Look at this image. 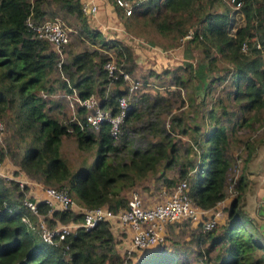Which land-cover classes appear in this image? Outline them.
I'll return each mask as SVG.
<instances>
[{"label": "trees", "instance_id": "16d2710c", "mask_svg": "<svg viewBox=\"0 0 264 264\" xmlns=\"http://www.w3.org/2000/svg\"><path fill=\"white\" fill-rule=\"evenodd\" d=\"M53 1L57 8L45 6V0H0V120L20 144L25 143L16 159L18 167L46 185L66 187L78 204L117 211L128 201L120 190L157 174L161 164L167 170L177 166L174 175L168 176L165 171L156 178L162 177V183L170 188L185 180L184 191L195 206L215 207L227 194L228 174L236 160L227 154L230 139L236 132L254 130L258 122H264V0H142L129 15H124L115 0H107L127 33L142 36V30L155 29L178 40L191 31L186 38L189 55L185 58L191 57L192 48L201 52L199 73H194L190 62L185 64L191 68L189 78L194 81L188 102L181 94L182 88L187 89L186 80H173L174 88L161 87L178 103L179 112L169 116L167 126L162 114L169 113L171 102L159 88L152 101L145 95L129 99L130 108L117 137L111 134L108 122H102L96 131L84 123L83 117L82 126L74 120L62 122L49 113L51 105L47 106L40 92L55 88L49 81L70 91L65 76L81 97L96 93L101 103L115 112L118 97L127 93V86H119L124 83L119 76L110 87L112 81L104 63L112 50L116 61L124 63L121 67L133 75V48L121 39L106 38L91 25L81 0ZM215 4L221 10H213ZM60 11L74 15L78 34L87 43L79 52H66L63 60L26 24L29 16L40 21ZM242 42H246V50ZM54 73L56 78H52ZM150 74L159 75L153 71ZM226 80L231 90L225 96L213 97L216 81ZM143 81L148 85L146 76ZM83 111L77 106V112ZM136 134L138 137H133ZM63 135L72 136L82 150L94 149V158L72 171L59 153ZM184 135H189L190 143L184 145L186 158H179ZM138 140L144 143L139 146ZM245 146L247 157L234 181L237 194L226 206L225 220L211 228L205 229L201 223L190 227L193 237L208 242L199 250L196 264H264V241L253 236L258 232L245 226L252 220L241 204L248 183L249 151L255 148L253 140H247ZM7 151L0 146V162ZM11 153L15 154L14 149ZM27 192V185L0 176V264H123L107 220L90 230L79 229L57 244L45 242L20 218L27 214L35 219L23 203ZM37 209L45 212V203L37 201ZM81 217L70 208L56 209L46 222L52 225ZM173 223L177 227L191 224L188 220L169 224ZM177 261L175 250L155 248L128 264Z\"/></svg>", "mask_w": 264, "mask_h": 264}, {"label": "rangeland", "instance_id": "374dc122", "mask_svg": "<svg viewBox=\"0 0 264 264\" xmlns=\"http://www.w3.org/2000/svg\"><path fill=\"white\" fill-rule=\"evenodd\" d=\"M104 2V8H109L110 12H106L104 17L101 19H104V31H108L106 35H113L116 37L117 33L112 32L116 30V26L113 24L121 25L120 18L118 15L113 13L114 7L109 3L107 0H103ZM82 4V2H81ZM45 6H49L50 8H57V4L53 0H45ZM98 10L100 9L101 4H98ZM221 6L215 4L213 10H221ZM47 10V9H46ZM48 14H51L52 12L48 11ZM69 14L67 11H63V13ZM56 15L44 17L43 19L53 18L55 16L59 17L65 24H67L69 27L72 28V31L70 33L69 42L61 47V52H79L82 48H84L87 43L83 42V39L79 36V24L77 23L76 19L74 18V15H64L62 11L55 12ZM41 19V20H43ZM89 23L91 25L100 26V24L95 23V17L88 16ZM119 19V20H118ZM40 20V21H41ZM112 26V27H110ZM118 28V27H117ZM120 29V28H118ZM143 35H137L136 37L143 40V42L136 43L135 40L130 44V46L133 48V52L135 55V62L136 66L133 72V77L141 78L143 79V76H146L148 78V82L144 87L140 88L138 91H134L130 95V99L139 98L141 95L146 96L147 100L153 99V97H156L157 89L161 87L170 86L173 87L174 84L173 80L177 78H181L182 80H186L188 82L187 89L182 88L181 94L185 96L186 101L188 102V95L190 94V90L192 89L191 83L192 81L190 76L191 68L189 66H186V62H190L191 66L193 68L194 73H199V67H197V62L200 59V54L198 50H194L193 48L191 51L193 53L191 54V57H187L186 54L189 53L187 50V47L189 44L186 42V38L183 36L181 38H178V40H174L173 38L169 36H164L163 34H160L155 29H148V30H142ZM51 47L56 51L55 47L49 43ZM90 46V45H88ZM110 52V56H112L115 60L117 58L116 54L110 50L108 51V54ZM189 55V54H187ZM66 57V56H65ZM64 57V58H65ZM193 63V64H192ZM124 64V63H122ZM226 64V63H225ZM183 66H186V68L183 69ZM195 68V69H194ZM165 70L168 72L166 73ZM153 72L158 73L159 75L150 74ZM170 71V72H169ZM166 73V74H165ZM57 73H54V76L52 75V78H56ZM174 76V79H173ZM48 83L53 84L55 87L52 90L48 91H42L40 94H42L46 100H47V106L51 105V108L48 109L49 113L56 116L58 119H60L62 122H68L71 121L73 117H77L80 120L81 117H83V113L77 112V105L75 104L74 107H71L69 104V101L61 96H58L57 93L67 91L65 88H61L58 86V83L55 81H49ZM217 87L212 90L211 95L213 97L215 96H225L227 91L230 89V81H216ZM110 87L115 86V84L112 82L109 84ZM121 88H125L123 86V83L119 85ZM167 88V87H166ZM174 88V87H173ZM156 89V90H155ZM173 90V89H172ZM162 94L168 97L169 101L171 102V110L169 113L163 112L162 116L167 121L166 126L168 124L169 116L174 114V112H179L176 105L178 103H174V96L171 93L164 92L161 88ZM165 105V104H164ZM208 105V104H207ZM186 108V107H185ZM202 108L201 106L199 107ZM191 113V112H189ZM0 122L3 124V128L0 131V146L3 149H8L6 152V155L4 159L0 162V176L4 178H15V180L19 179L23 182V184L28 186V192L27 194L33 196V197H39L40 190L43 188L45 183L39 181L36 178H31L26 174L24 171H22L18 165L16 164V159L19 154H21V151L25 148V143L21 142L16 138L13 137V134L10 131L6 130V126L4 125L3 120H0ZM167 128V127H166ZM264 129V122H258L257 128L254 130H240L239 132H236L234 136L230 139L229 148L227 151L228 155H232L234 158L236 157V160L234 162V165L232 169L230 170L228 174V181L225 186L226 190V196L217 202L216 210H226V206L229 204V202L236 196L237 191L235 190V180L237 175H239L242 172L243 169V163L245 161V158L247 157L248 148L245 146L247 140H255L257 139L261 134L260 132ZM189 135H184L181 137L182 144L179 148V158H186L187 153L185 151V144L190 143ZM135 138L138 137V134L136 136H133ZM137 145L141 146L144 142H140L139 140L136 142ZM20 144V145H19ZM18 145V147H17ZM185 145V146H184ZM15 147V148H14ZM14 149L15 154L13 155L11 152ZM252 151V150H250ZM249 151V159L251 158V152ZM59 153L61 157L66 161L69 168L72 171H75L79 167H82L83 165L90 162L94 156L95 151L94 149L90 151L82 150L81 148L77 147V143L74 140L72 136H65L63 135L61 142L59 144ZM189 156L193 157V153H189ZM248 159V162H249ZM167 167H164L162 164L159 165L158 172L155 175L149 176L147 179H141L138 180L134 185L124 188L123 190H120V194L123 197H126L129 199L134 194L137 196H140L144 201L149 203H155L160 202L166 199V197L169 196V193L172 188L171 186H166L164 183H162V177L156 178L158 176V173H162L167 171L168 176L174 175V172H177V166H174V168H170L169 170L166 169ZM249 168V165L248 167ZM4 172L7 174H4ZM248 172V171H247ZM11 176V177H8ZM17 177V178H16ZM180 179H177L176 182H178ZM20 183V181H18ZM179 181L178 183H180ZM48 185V184H47ZM53 186V184H49ZM53 187L59 188L60 186L54 185ZM66 188V187H64ZM227 198V202H225V206H222V201ZM245 197L242 194L241 198V204L245 203ZM219 204V205H218ZM221 204V207H220ZM227 204V205H226ZM215 207L211 208L212 210ZM221 213V212H220ZM222 214V213H221ZM221 216V215H220ZM218 224L221 223V220L217 222ZM189 227H177V224H168L164 230V239L163 242L160 245H156L154 247H149L146 249H134L131 252L127 251V248L130 246V239L128 231L121 232L120 229L116 227V223L110 224V229L114 235V239L116 241L115 247L120 253V255H123L124 262L123 264H128V262H134L137 258H140V256L146 255L148 252H151L155 248L159 249H167L169 251L176 252L178 261L175 264H196L197 261L200 260V257L198 256V252L201 249H204L208 246V242L204 243L203 241H200L199 239L193 237L190 232L192 229L190 227H196L197 224H189ZM249 227L252 232H257L256 229L252 226H246ZM254 237H257L258 239H261V235L257 233H253ZM180 244V246L178 245ZM216 248L213 249V253H215ZM168 256V255H166ZM257 256H259L257 254Z\"/></svg>", "mask_w": 264, "mask_h": 264}, {"label": "built area", "instance_id": "2783aa9c", "mask_svg": "<svg viewBox=\"0 0 264 264\" xmlns=\"http://www.w3.org/2000/svg\"><path fill=\"white\" fill-rule=\"evenodd\" d=\"M140 1L142 0H115V5L124 12V15H129L134 5L139 4ZM81 5L83 12L88 16L95 15L98 10L97 4L92 0H83ZM237 5H239L238 2ZM26 24L36 37L46 40L55 47L61 60L65 59L67 53L61 52L60 49L69 42L70 33L76 30H72L59 17L35 21L29 16L26 19ZM190 36L191 31H188L184 37L189 38ZM257 46H259L258 43ZM246 48V42H242V49L246 50ZM122 63H118L112 56L104 63L110 80L113 82L120 76L124 80L123 86H127V93L118 97L115 112L110 107L103 105L101 98L96 93L81 97L65 76L63 78L71 90L57 93L58 96L66 98L71 107L76 104L83 108L84 123L89 128L96 131L102 122H108L110 132L115 137L121 133L122 123L130 108L131 93L145 86L143 79L133 77L121 67ZM72 120L77 121L81 126L83 125L82 120L77 117H73ZM2 128L3 124L0 122V131ZM19 181L22 185L23 182ZM184 187H186L185 180L174 186L165 200L155 203L146 202L134 194L128 199L126 207L113 211L106 206L88 207L78 204L67 193L66 188L44 185L40 190L39 197L26 194L27 197L23 200L35 219L33 220L27 214L21 215L20 218L31 229L37 231L45 242L51 244H57L68 235H75L79 229L90 230L100 221L107 220L111 225L116 223V227L121 232L128 231L130 246L127 251L131 252L134 249H146L160 245L165 237L164 230L169 223L188 220L192 224L201 223L206 229L213 227L218 222L222 209L214 211L215 209H203L195 206L184 191ZM37 201L45 203V212L40 213L38 211ZM66 208L81 213V219H70L67 222L55 221L52 225L46 222V218L51 217L54 210Z\"/></svg>", "mask_w": 264, "mask_h": 264}, {"label": "crops", "instance_id": "0c3cea01", "mask_svg": "<svg viewBox=\"0 0 264 264\" xmlns=\"http://www.w3.org/2000/svg\"><path fill=\"white\" fill-rule=\"evenodd\" d=\"M82 1L83 0H81V2ZM92 1L95 4H97V7H99L98 4H101L100 9L97 10L96 14L95 15L93 14L92 17H95V23L97 25L100 24V26L94 25V27L98 28L106 38H118L123 40L128 45H130L133 42V40H135L136 43L143 42V40L137 38L136 36L127 33L124 27L122 26V24L121 25L113 24L116 26L115 27L116 30L112 32H116V31L118 32V33L116 32L117 33L116 37H114L113 35L110 36L106 35L108 31L106 32L104 31L105 22L102 21L104 19L101 18L104 17L106 12H110L111 10L109 11V8L107 7L104 8L103 0H92ZM112 12L115 13V10ZM117 27L120 29H118ZM260 134L261 135L253 141L255 148L251 151V158L247 163L249 165V168H247L248 183L243 191V195L246 200L245 203L242 205V208L247 213L248 218L252 220V223L246 221L245 226L255 227L257 229V232L261 235V239L264 241V129L260 132ZM4 174L6 173L4 172ZM9 179H15V178H9ZM17 180L19 181V179ZM225 202H227V198H225L222 201V206L223 205L225 206L224 204ZM214 209H216V206ZM225 218H226V210H222V214L219 220L223 222Z\"/></svg>", "mask_w": 264, "mask_h": 264}]
</instances>
